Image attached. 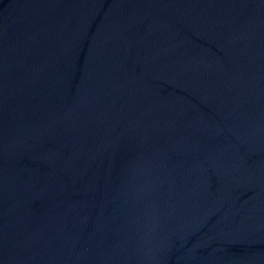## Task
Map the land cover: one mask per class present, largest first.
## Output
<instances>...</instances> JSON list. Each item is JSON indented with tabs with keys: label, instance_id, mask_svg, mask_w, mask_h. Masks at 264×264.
<instances>
[{
	"label": "water",
	"instance_id": "water-1",
	"mask_svg": "<svg viewBox=\"0 0 264 264\" xmlns=\"http://www.w3.org/2000/svg\"><path fill=\"white\" fill-rule=\"evenodd\" d=\"M0 264H264V0H0Z\"/></svg>",
	"mask_w": 264,
	"mask_h": 264
}]
</instances>
